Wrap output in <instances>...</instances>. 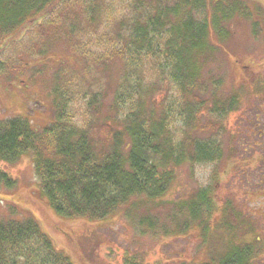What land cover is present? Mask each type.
<instances>
[{"label": "trees", "instance_id": "trees-1", "mask_svg": "<svg viewBox=\"0 0 264 264\" xmlns=\"http://www.w3.org/2000/svg\"><path fill=\"white\" fill-rule=\"evenodd\" d=\"M240 1L0 0V45L33 20L36 23L54 4L65 5L60 15L69 11L73 2L78 9L72 12L76 14L75 24H69V29L74 35L98 28L103 33L116 31L118 66L127 74L120 78L113 98L114 102L120 99L122 119H117L118 111L112 109L110 117L96 115L98 120L81 126L72 119L73 92L69 91L67 98L65 89L60 88L51 96L54 114L47 126L36 129L25 119H0V165L31 157L39 193L57 216L100 221L134 207L133 217L138 213L137 223L142 227L146 216L161 220L165 214L162 222L169 225L162 227V234H186L195 227L208 242L212 227L205 223L217 208L210 188H196L183 200L169 205L164 197L178 169L216 164L222 159L223 141L216 137L222 135L227 118L239 110L240 92H225L220 78L205 72L208 63L216 60L211 28L216 29L225 17H215L210 24L207 18L199 21L197 14L207 13L210 7V11L229 9L232 17L242 10L237 3ZM120 7L125 8L124 17ZM244 9L248 10L247 6ZM260 31L259 27L254 29V33ZM148 59L157 62L153 68L165 74L162 79L172 87V95L165 93L160 102L154 99L152 85H145L141 75L143 61ZM68 101L69 112L65 110ZM117 122L118 126L112 128L111 123ZM94 129L99 135L104 130L103 143L97 142ZM15 186L16 182L0 167V189ZM166 207L171 209L169 213ZM10 208L9 217H0V264H76L70 254L56 247L34 214L19 215V208ZM222 215L233 222L239 219L227 211ZM230 228L229 233H233ZM220 255L202 264L253 261L247 246L231 245Z\"/></svg>", "mask_w": 264, "mask_h": 264}, {"label": "rangeland", "instance_id": "rangeland-1", "mask_svg": "<svg viewBox=\"0 0 264 264\" xmlns=\"http://www.w3.org/2000/svg\"><path fill=\"white\" fill-rule=\"evenodd\" d=\"M258 1L264 4V0ZM243 2H237L242 10L232 17L229 9L210 11V7L207 13L197 14L199 21L207 18L210 24L215 17H225L216 29L211 28L216 60L208 63L205 72L219 77L225 92H240L239 110L227 118L222 135L216 137L223 141L222 159L216 164L178 169L164 197L169 205L183 200L196 188H210L217 208L205 223L212 227L208 242L195 227L186 234H162V227L169 225L162 222L165 214L161 220L146 216L142 227L137 223L138 213L133 217L134 207L100 221L57 216L39 193L29 156L15 164L0 165L16 182L11 190L0 189V217H9L13 206L20 209L19 215L34 214L56 247L70 254L76 264H202L213 256H221L231 245L249 247L253 255L251 264H264V5L261 8L256 0ZM64 6L54 4L36 23L33 20L0 45L3 121L25 119L36 129L47 126L53 121L51 96L57 88L65 89L67 98L69 91L73 92L72 119L81 126L92 123L96 115L110 117L112 109L118 111L117 119L123 118L118 107L120 99L113 100L116 85L127 75L118 66L116 31L103 33L98 28L74 35L69 24H75L76 14L72 12L78 6L71 2L69 11L59 15ZM119 10L124 17L125 8ZM100 14L104 15L101 8ZM258 27L261 31L254 33ZM156 63L144 60L141 75L145 85H152L154 99L160 102L165 93L172 95V87L162 79L165 74L153 68ZM83 66L90 69L81 70ZM65 110L69 112V101ZM115 126L118 122L111 123L112 128ZM103 131L100 135L98 130L93 131L98 143L104 142ZM164 210L169 213L171 209ZM223 211L235 213L239 219L233 222L222 215ZM231 226L233 233L228 231Z\"/></svg>", "mask_w": 264, "mask_h": 264}]
</instances>
